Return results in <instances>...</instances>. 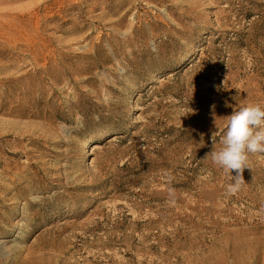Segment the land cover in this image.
Returning <instances> with one entry per match:
<instances>
[{
	"label": "rangeland",
	"instance_id": "1",
	"mask_svg": "<svg viewBox=\"0 0 264 264\" xmlns=\"http://www.w3.org/2000/svg\"><path fill=\"white\" fill-rule=\"evenodd\" d=\"M0 11V264H264V154L235 194L211 155L264 103V0Z\"/></svg>",
	"mask_w": 264,
	"mask_h": 264
},
{
	"label": "clouds",
	"instance_id": "2",
	"mask_svg": "<svg viewBox=\"0 0 264 264\" xmlns=\"http://www.w3.org/2000/svg\"><path fill=\"white\" fill-rule=\"evenodd\" d=\"M221 145L211 153L212 160L229 176L226 193L235 194L245 183L243 173L250 169V155L264 154V103L250 102L235 109L228 116Z\"/></svg>",
	"mask_w": 264,
	"mask_h": 264
},
{
	"label": "bare ground",
	"instance_id": "3",
	"mask_svg": "<svg viewBox=\"0 0 264 264\" xmlns=\"http://www.w3.org/2000/svg\"><path fill=\"white\" fill-rule=\"evenodd\" d=\"M10 1H13V0H0V5L1 4H6ZM40 7V2H39V5ZM0 13H5V14H9L11 16L15 15L13 12H9V11H0ZM174 75V73H168V75H166L167 77H158L157 79H153L152 82H158V83H162L166 80V78H171L172 76ZM103 139H108V134H105V135H102V136H99V137H93L92 139H89L87 141H85V143L83 144V150H84V159L85 160H89L91 157H90V150L91 148L96 144L97 141H101ZM113 139V138H112ZM111 139V140H112Z\"/></svg>",
	"mask_w": 264,
	"mask_h": 264
}]
</instances>
